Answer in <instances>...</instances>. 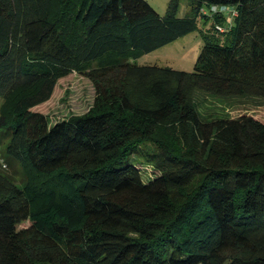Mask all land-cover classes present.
Returning a JSON list of instances; mask_svg holds the SVG:
<instances>
[{
	"label": "trees",
	"instance_id": "obj_1",
	"mask_svg": "<svg viewBox=\"0 0 264 264\" xmlns=\"http://www.w3.org/2000/svg\"><path fill=\"white\" fill-rule=\"evenodd\" d=\"M187 2L178 18L177 0L164 16L145 0H0V264H264V121L203 115L196 99L264 106V0ZM209 5L234 7L235 23L219 33ZM198 15L218 36L192 72L129 61ZM73 74L93 103L51 124L33 109Z\"/></svg>",
	"mask_w": 264,
	"mask_h": 264
},
{
	"label": "rangeland",
	"instance_id": "obj_2",
	"mask_svg": "<svg viewBox=\"0 0 264 264\" xmlns=\"http://www.w3.org/2000/svg\"><path fill=\"white\" fill-rule=\"evenodd\" d=\"M148 4L160 15L164 16L169 8L171 0H145ZM190 12V6L187 0H177L175 7V14L178 18H185ZM235 20H233V24ZM198 27L175 41L160 47L149 53H141L135 58H129V61L141 65H158L162 67H170L175 70L192 72L198 54L204 41L207 39L205 35L216 34L211 26V21L205 19L201 15L197 16ZM109 57L107 61H110ZM106 62V59L104 60ZM96 62L92 67H96ZM47 91V86L44 88L31 89L29 92H20L15 95L10 105L13 109L21 104L39 100ZM94 88L92 84L84 79L82 76L73 74L71 76L58 80L54 91L48 102L35 107L33 110L47 115L50 123L67 119L71 115H81L85 113L93 103ZM199 110L203 115H230V117H237L241 114H250L255 118L264 121V106H254L245 99L242 101V106L232 108L233 104L229 101H223L202 92L197 93L196 96ZM23 102V103H22ZM2 99L0 97V108ZM1 161V157H0ZM4 164V163H3ZM126 162L118 166L125 165ZM142 174L144 181L152 177L153 173L149 166L137 164ZM8 173H12L18 181H26L30 172L22 166L12 163L4 166ZM67 220L71 222L77 221L78 217L74 215L66 216ZM25 225H28L27 223Z\"/></svg>",
	"mask_w": 264,
	"mask_h": 264
},
{
	"label": "built area",
	"instance_id": "obj_3",
	"mask_svg": "<svg viewBox=\"0 0 264 264\" xmlns=\"http://www.w3.org/2000/svg\"><path fill=\"white\" fill-rule=\"evenodd\" d=\"M200 13L203 15H219L224 17V24H216L215 29L219 33H223L231 24L232 21L237 17V12L232 6L225 5H209L200 8Z\"/></svg>",
	"mask_w": 264,
	"mask_h": 264
},
{
	"label": "crops",
	"instance_id": "obj_4",
	"mask_svg": "<svg viewBox=\"0 0 264 264\" xmlns=\"http://www.w3.org/2000/svg\"><path fill=\"white\" fill-rule=\"evenodd\" d=\"M232 23H233V21H232Z\"/></svg>",
	"mask_w": 264,
	"mask_h": 264
}]
</instances>
